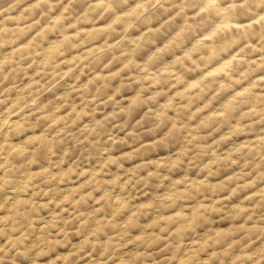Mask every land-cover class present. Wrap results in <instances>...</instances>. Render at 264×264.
I'll list each match as a JSON object with an SVG mask.
<instances>
[{"label":"clouds","instance_id":"1","mask_svg":"<svg viewBox=\"0 0 264 264\" xmlns=\"http://www.w3.org/2000/svg\"><path fill=\"white\" fill-rule=\"evenodd\" d=\"M0 264H264V0H0Z\"/></svg>","mask_w":264,"mask_h":264}]
</instances>
